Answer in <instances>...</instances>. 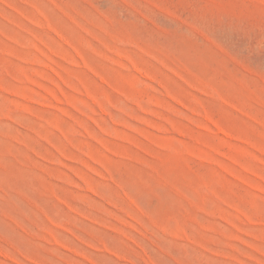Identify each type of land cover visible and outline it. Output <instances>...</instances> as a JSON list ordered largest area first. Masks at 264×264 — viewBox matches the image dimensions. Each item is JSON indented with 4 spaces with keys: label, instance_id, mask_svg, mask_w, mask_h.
Masks as SVG:
<instances>
[{
    "label": "rangeland",
    "instance_id": "374dc122",
    "mask_svg": "<svg viewBox=\"0 0 264 264\" xmlns=\"http://www.w3.org/2000/svg\"><path fill=\"white\" fill-rule=\"evenodd\" d=\"M0 264H264V0H0Z\"/></svg>",
    "mask_w": 264,
    "mask_h": 264
}]
</instances>
